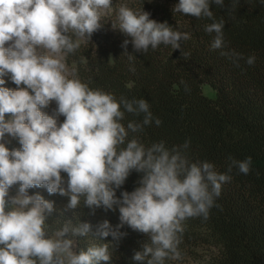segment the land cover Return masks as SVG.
Instances as JSON below:
<instances>
[{"label": "clouds", "instance_id": "1", "mask_svg": "<svg viewBox=\"0 0 264 264\" xmlns=\"http://www.w3.org/2000/svg\"><path fill=\"white\" fill-rule=\"evenodd\" d=\"M212 4L222 8L224 0H179L173 12L211 20L204 26L211 50L239 67L245 58L224 50L225 21L215 20ZM112 12L113 0H0V264H108L115 242L127 235L120 231L124 225L148 238L132 257L138 264L179 259L184 222L207 220L233 169L245 175L251 170L250 156L243 161L229 156L223 173L211 162H191L187 141L171 148L164 141L146 146L134 135L154 120L145 99L117 100L69 71L67 56L90 41ZM111 24L131 38L137 53L161 44L181 49L191 38L125 4ZM128 43L123 42L124 54L132 59ZM181 55L187 59L190 53ZM245 63L253 65L255 56ZM5 77L16 87H6ZM53 102L51 114L43 111ZM126 114L142 119L125 125ZM13 139L18 148L8 146ZM133 171L141 174L138 186L117 198ZM32 188L67 197L68 203L57 210L54 201L29 194ZM82 206L90 214L118 207L120 223L113 228L105 220L93 233L92 224L80 219ZM108 237L112 241L105 242ZM88 238L100 243L84 242Z\"/></svg>", "mask_w": 264, "mask_h": 264}, {"label": "trees", "instance_id": "2", "mask_svg": "<svg viewBox=\"0 0 264 264\" xmlns=\"http://www.w3.org/2000/svg\"><path fill=\"white\" fill-rule=\"evenodd\" d=\"M178 2L113 0V12L102 20L103 27L69 54L66 62L70 72L92 89L112 93L117 100L123 96L149 103L154 120L134 134L146 146L164 141L171 148L187 141L185 154L191 162H211L221 173L227 170L229 156L241 161L252 158L249 174L233 169L232 180L222 185L221 195L216 198L219 207L210 209L207 220L196 217L184 222L181 258L166 259L165 264H264V0H239L234 10V0H224L222 8L211 5L215 20L225 21L224 50H234L245 58L239 61V67L229 57L221 56L220 50H211L212 36L204 26L212 21L174 13ZM121 4L133 10L143 9L150 13V19L167 22L174 30L190 33L191 38L181 42V49L161 44L156 49L149 47L146 53H137L130 37L112 29L111 21ZM126 39V51L133 55L132 59L124 54ZM181 51L190 56L185 59ZM249 56H255L251 66L245 63ZM5 80L6 87H16L8 77ZM202 84L212 88L213 97L202 93ZM55 107L53 102L43 111L51 114ZM156 118L161 120L159 126ZM63 119L59 117V122ZM134 119L142 117L126 114L125 125ZM8 146L20 145L13 139ZM140 175L133 171L116 190L117 198L123 191H133ZM62 176L67 179L66 173ZM37 192L54 201L57 210L68 203L67 197L49 195L44 188L29 189L31 194ZM77 211L82 213V222L92 224L93 233L105 220L113 228L120 223L118 207H101L94 214L83 206ZM71 214L65 213L69 217ZM120 231L127 235L115 242L108 264H138L132 257L141 250L147 236L127 225ZM108 241L112 237L106 238ZM84 242L100 243L91 238Z\"/></svg>", "mask_w": 264, "mask_h": 264}, {"label": "rangeland", "instance_id": "3", "mask_svg": "<svg viewBox=\"0 0 264 264\" xmlns=\"http://www.w3.org/2000/svg\"><path fill=\"white\" fill-rule=\"evenodd\" d=\"M67 63V62H66ZM68 65V64H67ZM69 67V71H70V66L68 65ZM201 90H202V93L207 96V97H213L214 95V91L212 90V88L207 85V84H202L201 86ZM16 192V191H15ZM15 192L13 193V195L15 194ZM31 194V193H29Z\"/></svg>", "mask_w": 264, "mask_h": 264}]
</instances>
